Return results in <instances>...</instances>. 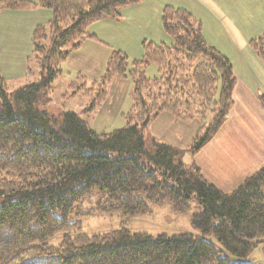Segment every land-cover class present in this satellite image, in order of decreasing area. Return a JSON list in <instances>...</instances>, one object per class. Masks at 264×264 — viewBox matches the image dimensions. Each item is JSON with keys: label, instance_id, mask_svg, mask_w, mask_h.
<instances>
[{"label": "trees", "instance_id": "obj_1", "mask_svg": "<svg viewBox=\"0 0 264 264\" xmlns=\"http://www.w3.org/2000/svg\"><path fill=\"white\" fill-rule=\"evenodd\" d=\"M137 3L0 0V12L52 13L48 25L32 33L39 79L8 93L0 73V264H251L245 259L264 243V168L226 193L195 164L178 161L173 146L146 135L162 112L183 122L197 117L202 126L189 146L195 154L218 133L234 104L231 63L205 41L201 25L185 10H162L170 46L146 44L142 59L130 64L120 51L109 57L106 83L114 78L133 83L134 115L125 127L97 134L75 113L53 115L40 108L69 51L95 39L90 27L104 19L119 21L123 10ZM250 46L264 61V30ZM149 64L158 66L153 79L145 76ZM97 103L92 99L88 109ZM95 192L99 210L126 218L163 202L184 213L195 199L201 212L193 225L200 236L154 237L120 229L87 237L70 216ZM56 235H62L61 241L50 244Z\"/></svg>", "mask_w": 264, "mask_h": 264}, {"label": "rangeland", "instance_id": "obj_2", "mask_svg": "<svg viewBox=\"0 0 264 264\" xmlns=\"http://www.w3.org/2000/svg\"><path fill=\"white\" fill-rule=\"evenodd\" d=\"M168 1L171 0H138L139 10L128 8L125 10L127 17H121L119 21L107 24V26L100 25L99 22L96 23V26L94 24V27L89 29V33L94 35L95 39H87L81 43L78 49L69 51L67 59L60 64V74L51 83L50 90L42 100L40 108L53 115L63 112L75 113L97 134L111 133L125 127L128 117L134 115L133 83L129 78H114L106 83L104 77H106L107 61L114 51L124 53L129 64L134 60L142 59L145 51L144 45L150 44V39L154 42L162 41L164 45L170 46L172 39L164 32L162 11L160 14L152 12V9H156ZM188 1L201 3L202 0ZM211 1L213 3L211 2L210 5L201 4L198 6L195 16L218 17L219 20H221L219 17H229L232 20V26L238 32L237 40L243 42L253 51L250 42L258 39L264 30V0ZM44 11L51 14V20V11ZM191 16L201 25L198 19ZM48 20L45 23L50 21ZM229 24L231 25V23ZM3 25L8 26L5 21L0 20L1 29L4 28ZM158 32H161L163 36ZM32 33L33 31L27 33V41L30 40V45L32 44ZM145 38L148 40H143L137 50L138 48L136 49L134 45L138 40ZM31 52L32 47H28L27 52L21 53L20 60L16 61L15 65L9 63L5 52L1 53L0 73L5 79L8 93L39 79L40 70ZM254 54L256 55L255 52ZM256 57L264 72V61L257 55ZM179 58L183 59L182 56ZM198 63L195 62L193 66ZM184 64L188 66L187 62ZM262 70L260 71L262 72ZM256 74L262 78L260 72ZM145 76L148 79L157 77L158 66L149 64L145 69ZM99 92L102 95L98 96ZM92 99L98 103L88 109ZM246 123L247 119L239 118L229 124L226 129L242 133ZM201 126L202 121L197 117L191 121L183 122L162 112L150 122L146 135L173 146L179 151L178 161H181L185 166H191L193 163L189 146ZM253 128L261 130L262 127L253 124ZM261 188L264 191V180L261 183ZM100 204L99 195L96 192L95 195L93 194L78 203L77 210L70 216L71 223L80 225L78 233L92 237L126 229L131 233H145L154 237L178 234L200 236L199 230L193 225V217L201 212V207L195 199L188 201V208L184 213L176 211L170 202H163L149 204L147 213L132 218H126L120 212L101 211L99 210ZM79 213L81 215L77 216ZM205 238L219 248L213 237L205 235ZM61 239L62 235H56L49 243L56 245ZM245 262L264 264V243L254 248Z\"/></svg>", "mask_w": 264, "mask_h": 264}, {"label": "crops", "instance_id": "obj_3", "mask_svg": "<svg viewBox=\"0 0 264 264\" xmlns=\"http://www.w3.org/2000/svg\"><path fill=\"white\" fill-rule=\"evenodd\" d=\"M211 2L171 0L152 9V12L160 14L165 6L186 10L200 21L205 41L225 56L232 65L236 83L232 94L234 104L229 116L213 139L192 154V163L200 169L202 176L219 190L229 193L240 186L245 178L264 168V105L261 102V96L264 94V72L254 52L237 40L238 32L229 17H219V20L218 17L195 16L198 6L210 5ZM128 8L139 10L138 4L127 7L124 12ZM124 12L122 17H127ZM50 17L51 14L38 9L2 11L0 20L5 21L8 26L3 25L4 28H0V56L5 52L9 63L15 65L16 61L20 60L21 53L27 52L28 47H31L30 40L27 41V33L32 32L38 25L47 24L45 21L50 20ZM114 23L109 19L99 22L100 25L106 26ZM94 26L90 27V30ZM158 33L162 35L161 32ZM143 40L148 39H140L134 45L137 50ZM150 42L163 44L162 41L154 42L151 39ZM259 72L262 78L256 74ZM239 118L247 119L242 133L226 129ZM253 124L260 125L261 130L254 129Z\"/></svg>", "mask_w": 264, "mask_h": 264}]
</instances>
